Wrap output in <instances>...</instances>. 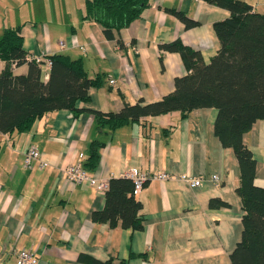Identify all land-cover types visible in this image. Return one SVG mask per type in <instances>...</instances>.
Masks as SVG:
<instances>
[{
    "label": "crops",
    "instance_id": "crops-1",
    "mask_svg": "<svg viewBox=\"0 0 264 264\" xmlns=\"http://www.w3.org/2000/svg\"><path fill=\"white\" fill-rule=\"evenodd\" d=\"M2 1L0 33L19 23L26 55L79 56L87 75L99 74L101 82L88 87L87 99L75 102L81 107L77 111L47 110L24 131L0 132V264H15L12 246L32 248L37 264H84L79 255L109 264L120 259L127 264H231L228 253L240 238L243 208L236 192V156L213 131L216 107L193 108L183 117L169 110L113 129L98 128L94 121L95 110L118 111L124 101L160 98L173 89L175 76L189 71L177 51L159 43L178 37L208 62L218 48L212 22L226 17L228 9L208 0H148L135 18L107 37L99 23L81 17L82 0H20L40 6L37 15L30 9L29 18L15 7L5 12ZM246 1L264 12V0ZM167 8L182 10L195 23L185 26ZM4 66L0 59V71ZM25 70L24 62L12 68ZM95 138L103 144L96 167L87 171L97 180L107 183L130 166L168 173L148 178L134 194L140 201V228L92 220V211L103 206L104 189L65 178L63 167L77 159L84 165ZM242 141L255 159L252 182L262 186L264 117L252 122ZM29 143L38 147L41 160L24 166ZM181 172L203 180L191 186L177 177ZM210 173L221 181L205 179ZM210 198L223 203L211 204Z\"/></svg>",
    "mask_w": 264,
    "mask_h": 264
},
{
    "label": "trees",
    "instance_id": "trees-1",
    "mask_svg": "<svg viewBox=\"0 0 264 264\" xmlns=\"http://www.w3.org/2000/svg\"><path fill=\"white\" fill-rule=\"evenodd\" d=\"M228 9L229 14L212 22L218 48L208 62L197 50L177 37L159 43L164 50L177 51L188 72L173 78V89L160 98L144 102L124 101L118 111H94L98 128L113 129L142 116L178 110L181 117L201 106L217 109L213 131L220 143L230 146L237 160L239 182L236 186L243 208L241 234L228 253L231 264H264V184H253L255 159L242 141V134L256 119L264 117V12L252 9L246 0H208ZM148 0H82V18L102 27L104 35L126 26ZM171 10L185 26L190 19L180 9ZM21 25L4 26L0 33V132L24 131L47 110L69 108L79 110L77 100L87 99L89 86H97L101 76L87 75L79 56L68 53H46L50 63L47 78L34 59H26L20 35ZM26 63V70L13 72L10 61ZM161 61V58H160ZM103 141L92 139L84 167L93 170L98 162V148ZM104 203L93 210L94 221H107L111 226L131 229L142 226L140 201L132 193V181L125 175L110 176L104 188ZM223 201L210 198V203ZM84 264H109L87 255H79ZM118 264H127L120 259Z\"/></svg>",
    "mask_w": 264,
    "mask_h": 264
},
{
    "label": "built area",
    "instance_id": "built-area-1",
    "mask_svg": "<svg viewBox=\"0 0 264 264\" xmlns=\"http://www.w3.org/2000/svg\"><path fill=\"white\" fill-rule=\"evenodd\" d=\"M59 45H63L62 41H59ZM26 59H34L39 64L41 71L45 70L50 63L49 58L46 57V53H35L26 56ZM14 65L15 60H11L10 67L13 68ZM113 81L114 79L112 77L108 78V82L113 83ZM33 159L41 160V153L35 144L29 143L22 154V164L24 166H29ZM63 170L65 178L69 179L71 182H87L98 189H104L106 187V181L97 180L94 175H90L79 159L75 162L66 164L63 167ZM123 175L131 179L133 194H136L142 188L148 178L154 177L157 179H163L169 176L168 173L163 170L148 173L137 166L127 167V169L124 170ZM177 177L191 186H197L201 184L203 180L201 175H193L185 172L179 173ZM205 179L211 180L215 183L221 181V177L216 173H210ZM10 249L14 254L15 264H37V256L32 248H15L12 246Z\"/></svg>",
    "mask_w": 264,
    "mask_h": 264
},
{
    "label": "rangeland",
    "instance_id": "rangeland-1",
    "mask_svg": "<svg viewBox=\"0 0 264 264\" xmlns=\"http://www.w3.org/2000/svg\"><path fill=\"white\" fill-rule=\"evenodd\" d=\"M1 3L5 5L4 10L5 12H9V10L14 9V7L19 9L22 14H25V16H28L26 18H29V12L31 10H35L36 15L39 13L40 6L32 7L31 3L28 2H21L20 0H3Z\"/></svg>",
    "mask_w": 264,
    "mask_h": 264
}]
</instances>
